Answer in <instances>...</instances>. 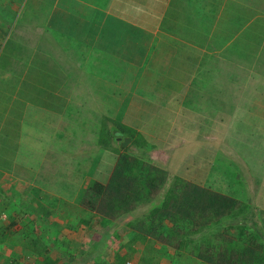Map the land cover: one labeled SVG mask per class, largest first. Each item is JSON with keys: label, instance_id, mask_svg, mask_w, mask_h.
<instances>
[{"label": "crops", "instance_id": "crops-1", "mask_svg": "<svg viewBox=\"0 0 264 264\" xmlns=\"http://www.w3.org/2000/svg\"><path fill=\"white\" fill-rule=\"evenodd\" d=\"M263 17L264 0H0V59L9 43L17 58L0 65V154L13 146L0 186L9 211L28 209L27 237L4 231L0 253L54 264L56 254L72 264L123 256L126 245L112 249L104 238L114 220L81 203L120 155L101 144L104 126L114 149L130 144L129 156L168 183L179 177L249 206L264 199ZM19 20L28 26H10ZM18 194L23 208L12 201ZM9 214L4 225H19ZM31 238L46 248L26 247Z\"/></svg>", "mask_w": 264, "mask_h": 264}, {"label": "trees", "instance_id": "trees-1", "mask_svg": "<svg viewBox=\"0 0 264 264\" xmlns=\"http://www.w3.org/2000/svg\"><path fill=\"white\" fill-rule=\"evenodd\" d=\"M4 65L2 67H5ZM115 125L118 128L117 130L119 131L120 135L123 134L126 137H129V139L131 138V144L139 146L143 145V140L138 135L136 136L135 132L123 128L120 124L115 123ZM107 129L109 128L104 126V128H102V133L103 130ZM113 133L111 135L112 138L114 137ZM103 137L100 135L99 140L101 144L105 147H110L112 150H116L118 153H120V155L109 181L106 184L92 182L83 193L81 203L85 209L97 213L101 218L107 221H111L120 216V214L126 212L129 213L134 210V208H136V204L142 202L144 195L151 191L150 188L157 187L158 184L155 183L156 179L162 178L160 180L162 181L160 185L163 184V182H166V174L163 170L150 164H145L142 166L137 159L130 157L128 153L130 144L114 149L110 142H108L104 133ZM183 184L193 188H183ZM179 186H181V188H179ZM195 187L196 185L179 177L174 178L170 187L172 189L166 194L165 200L161 207L164 208L163 210L169 209L170 206L168 203L169 200L172 199H174L181 208L188 204L191 206V204L194 203H196V206H198L203 198L206 199V197L209 196L210 198L206 199V201L210 202L209 204L204 203L201 205L200 209L196 208L198 211L197 214H199L202 219H205L210 215L211 218L218 216V213L215 211H220L221 208L232 209L234 212L233 214H235V212L237 213L236 207L240 208L242 204L245 205L234 198L213 192L207 188ZM211 195H214L212 198H219V200L213 199L211 202ZM179 199L181 200L180 202L177 201ZM211 206L214 207L212 211H205L206 207ZM161 207L157 206L151 208L148 215L146 214L147 217L139 220L140 222L138 224V228H136L138 233L134 238L131 239V242H144L148 240V233L153 232L154 234L155 232H159L155 226L157 223L162 222L163 220V210ZM153 218H157V220H154ZM165 219H173V215L167 214ZM176 220L177 223L175 225L177 226L178 224V228H181L183 232L178 235V238L175 242L172 240V242H169L170 246L173 247L174 245V249L176 250L187 251L191 254H195V256L200 259V264H264V242L259 239L258 235L253 229L246 228V230L245 226H239L237 232L233 234L228 244L225 245L227 239L220 238L217 229H215V231L205 232L202 234L199 240H193L189 237L190 232L192 231L185 230L188 229V226L191 224V220L185 215H180V217L176 218ZM204 222L205 223H200L201 225H199L203 229H205V227L208 225L206 220ZM159 224V230H163V226L165 225L162 226V223ZM163 241L165 242V238ZM146 245L149 248V244ZM25 246L32 248V250L36 252H41L39 251L40 247L46 248V245L40 242V240H35L34 238L26 241ZM227 246L229 247V250H231L229 253L226 251V248H228ZM152 251L153 250L151 249V252ZM147 255H143L140 258L138 264H160V259L158 261V256L152 257L151 255ZM177 257L178 256L176 255V259ZM98 261L99 264H127L126 259L118 253L115 254L112 261L107 259H100ZM43 262L44 264H54L53 258L50 256L44 257ZM14 264H17V261H14Z\"/></svg>", "mask_w": 264, "mask_h": 264}, {"label": "rangeland", "instance_id": "rangeland-1", "mask_svg": "<svg viewBox=\"0 0 264 264\" xmlns=\"http://www.w3.org/2000/svg\"><path fill=\"white\" fill-rule=\"evenodd\" d=\"M23 18L24 17H22L21 20H24ZM263 21H264V17L261 18V24ZM20 22H21L20 20L16 21L15 24L13 23V25H10V26H28L25 23H20ZM4 27L5 26H0V39H2L4 37L3 31H2ZM9 30L10 29L7 26L6 32H8ZM259 30L264 31V26H261L259 28ZM185 31L193 33L192 29H186ZM218 31H217V34H218ZM245 33L247 36H252V33H249L248 31H246ZM262 39L264 40V34H263ZM15 49L16 48H15V45L13 43L7 44V46L3 49L4 55L1 58V63H2V65L0 63L1 66L6 64V66L10 67L11 65H13V63H15L17 58L13 57L11 55V53H13V51H15ZM12 83L13 82L10 81L9 86H11ZM17 83L18 82H16V84ZM41 99L46 100V101L50 100V98H41ZM47 105H50V103H48ZM16 116L18 117V114H16ZM39 116L40 115L36 114L35 117H39ZM30 117H34V116L32 114H30ZM27 119H28L27 121H29V119H33V118H27ZM103 133H104L105 137L107 138L108 142L113 140V138L111 136L113 133V129L109 128L107 130H103ZM103 133L101 134V137H103ZM123 143L120 144V146H122ZM12 148H13L12 145H8L7 147H5L4 154L3 155L0 154L1 163L3 162L2 161L3 156L11 157L12 154L10 152H11ZM189 152L191 155L194 154L193 148H191V150ZM183 158L184 159L187 158L186 155H184ZM182 162H184V161L182 160ZM6 163H8V162H6ZM144 164H147V162L141 163L142 166ZM175 171H177V170H175ZM216 173L220 174L222 172L220 169H217ZM197 177H198V179H200V177H201V179H204V177L201 176V173L197 174ZM161 179H156L155 183L158 184L157 187L156 188H150L151 191L148 194L146 193L144 195L142 202L136 204V208H134V210H132L129 213L126 212V213L120 214V216L113 219L114 223H111V225H110V229H112V231H107L108 235H106L104 237L106 240V244L109 247H111L112 249L117 248L118 246H120V244H123L122 246L126 245V246H124V249H123V251H124L123 256H125L124 258L126 259L127 264H138L140 261V258L143 255H147V254H148L147 256L151 255L152 257L158 256L159 257L158 261L160 259V261H159L160 264H200V259H198L195 256V254H191L190 252H187V251L176 250V249H174V245L172 247L169 244V242H172V241L175 242L176 239L178 238V235L183 232V230L181 228H178V224H177V226L175 225L177 223L176 218H179L180 215L181 216L185 215L191 220V224L188 226V229H185V230H191L192 231V232H190L189 237L192 238L193 240H199V238L205 232L215 231V229H217V232H218V235L220 236V238L227 239L225 242V245H226L230 241V238L233 236V234L237 232V230L239 229V226H245V229L246 228L247 229H253L255 231V233L258 235L259 239H261L264 242V212L258 209L260 205H263V201H264V199H262L263 197H261L260 201L254 202L255 206H252V205L249 206L246 204L245 205L242 204V206L240 205L241 206L240 208L236 207L237 213L235 212V214H233L234 212L232 209L221 208L220 211H215L216 213H218V216L211 218V215H210L209 217L202 219L201 216L199 214H197L198 211L196 208L200 209L201 205H203L204 203L209 204L210 202L206 201L207 198H210L209 196H207L206 199L203 198V200L201 201V203H199L198 206H196L197 204L194 203V204H191V206H190V204H188L182 208L174 199H172V200H169V203H168L170 206L169 209L163 210L164 208H162L161 206L165 200L166 194L169 192V190L172 189V188H170L172 182L168 183L166 181L165 183L163 182V184L160 185V183L162 182V181H160ZM167 180L169 181L170 178H168ZM221 185L226 186V187L230 186V184L228 182H222ZM179 188H181V186H179ZM183 188H193V187L186 186L183 184ZM195 188H202V187L199 185H196ZM3 193H4V195H3ZM217 193H219V192H217ZM220 194H222V193H220ZM213 196L214 195H211V202L213 199L219 200V198H217V199L212 198ZM6 198H7V194H6V192H4V190H2V187L0 186V217H6L5 220H7L8 219L7 213L8 212L10 214L11 213L12 214L13 213L19 214L18 218H19L20 224L19 225L15 224L13 226V224L11 223V224L6 226V225H4L3 221L0 219V234H1L0 236L3 235L4 231H6L8 237H12L15 239L17 238V242L23 243L22 238L25 237V226L23 225V223H24V220H27L28 218L26 219V215L21 214V212L26 211L28 209H23L21 211L15 209L13 211H9V208H11V207L3 206L4 200H7ZM12 201L14 202L15 205H17L21 208H23V206H26V203H23L24 198L21 194H18L16 196V199H12ZM177 201L180 202L181 200L179 199ZM218 204H216V205H218ZM2 206H3V208H2ZM157 206H160L161 209L163 210L162 211V217H163L162 219L163 220H162V222H159V221L158 222L162 223V226L165 225V226H163L164 229L159 230L160 226H158L159 223H157L155 227L158 229L157 231H159V232L158 233L155 232L154 234H153V232L148 233L147 238H148V240L150 239L149 241L146 240L144 242H139V241L131 242V238L133 237L132 234L134 232V229L138 228V224L140 222L139 220L142 218H146L148 213H149V210L151 208L157 207ZM213 209H214V207L211 206V207H206V210L205 209L204 210L207 212H210ZM3 210H5V212ZM30 210L33 212L32 208ZM33 214H34V212H33ZM167 214L173 215V219L166 220L165 217ZM175 214H176V216H175ZM153 219L157 220V218L156 219L153 218ZM113 220H111V221H113ZM205 220H206V222H208L209 220L210 221L208 222V225L205 227V229H203L199 225H201L200 223H205L204 222ZM107 226H108V224H107ZM4 227L6 229H3ZM18 227H19V229H17ZM8 229H10V230H8ZM106 229H107V227H106ZM127 231H130V232L127 234ZM109 236L111 238H107ZM121 237L123 238L122 240H121ZM164 238H165V242L163 241ZM25 242H26V240H25ZM25 242H24V245H25ZM146 244H149V248L147 247ZM135 246H137V248H135ZM151 249L153 250L152 252H151ZM226 251H227V253H229L231 250H229V247H228V248H226ZM60 253H61V251H60ZM176 255L178 256L177 259H176ZM106 256L109 257L110 260L112 261L111 255L107 254ZM14 261H17V264H44L43 258H35L34 259V257H30V256L25 255V254H23V256H19V255L9 256V255H4L3 253H0V263H5V264H12L13 263L14 264ZM54 261H55V264H72L75 261V258H72L70 260V263H69L68 257H66V256L61 257V256L56 254ZM97 263L99 264V261H96V264Z\"/></svg>", "mask_w": 264, "mask_h": 264}]
</instances>
